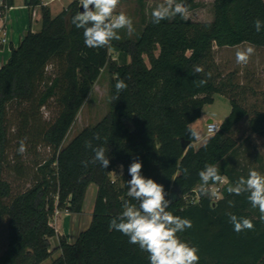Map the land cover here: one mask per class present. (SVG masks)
Instances as JSON below:
<instances>
[{"label": "trees", "instance_id": "1", "mask_svg": "<svg viewBox=\"0 0 264 264\" xmlns=\"http://www.w3.org/2000/svg\"><path fill=\"white\" fill-rule=\"evenodd\" d=\"M178 2L186 4L189 11L195 7V0ZM4 3L9 9L15 0ZM24 3L30 10V21L33 11L41 7L42 28L27 32L0 69V221L7 219V248L0 264H43L50 259L55 252L51 240L58 237L52 224L56 198L59 209L80 214L91 184L98 187L91 225L73 243L59 239L56 251L61 254L52 264H149L147 253L109 228L111 219L122 211V201L130 199L126 185L120 191L111 174L123 165L130 180L128 167L134 160L142 162V175L164 186L172 201L168 211L192 221L193 226L178 235L199 249V264H264V223L258 219V209L251 208L247 194L227 192L239 177H247L248 170H222L238 152L233 134L248 111L232 99L231 113L216 135L197 149V136L191 134L204 108L224 92L205 72L214 48L249 44L264 49V28L257 32L254 27L256 19L264 21V0H215L212 22L197 23L177 16L154 24L151 19L136 41H111L109 46L95 49L85 46L83 30L71 22L81 8L77 0L55 17L43 0ZM110 50L125 61L128 58L129 63L112 64ZM50 67L54 68L52 74L48 73ZM107 67L113 77L109 114L64 146ZM196 67L205 70L194 73ZM117 79L127 84L119 93L115 90ZM202 79L207 83L197 86L194 81ZM115 96L119 99L114 100ZM51 102L58 104L59 112L45 125L41 111ZM10 107L15 108L19 121L13 138ZM250 128L264 137L263 113L255 114ZM96 133L99 140L93 138ZM24 138L27 152H35L39 144L49 151V157L37 163L32 174L18 152ZM87 141L93 147L105 148L110 159L107 169L91 162L94 152L86 147ZM13 142L17 155L12 170L18 177L30 176L32 181L27 190L16 195L4 179ZM205 164L216 165L222 178L228 180L218 200L200 190L198 174ZM220 185L210 181V193ZM229 201L234 202L233 207ZM229 212L253 219L254 229L236 233L229 223Z\"/></svg>", "mask_w": 264, "mask_h": 264}, {"label": "rangeland", "instance_id": "2", "mask_svg": "<svg viewBox=\"0 0 264 264\" xmlns=\"http://www.w3.org/2000/svg\"><path fill=\"white\" fill-rule=\"evenodd\" d=\"M73 0H63L52 5V11L55 16L60 12L62 7L69 6ZM164 0H120V4L116 9V13L124 12L133 21L134 32L129 35L126 30H120L119 40H113L117 43L134 42L136 41L144 30V26L152 19L151 12ZM214 2L215 0H195L194 9L189 11L187 20L197 23H208L214 20ZM51 6V5H50ZM50 6H48L50 8ZM13 23L10 21L8 30L10 32V39L13 38L14 47L18 46L16 37L23 35V28L19 24L21 12L16 10L13 14ZM42 28V20L33 23V32H40ZM12 33V35H11ZM15 37V38H14ZM19 38V37H18ZM10 42V40H9ZM249 46L244 44L235 48H217L213 50L212 58L209 63V68L205 70L206 73H211L212 79L223 89V95L215 96V102L204 108L202 117L199 121L193 124L192 128L197 133V143L195 147L200 148L209 139L206 126L212 120L213 122H222L231 113V100L235 99L247 111L248 116L239 124L235 130L233 137L238 143L237 154L229 157L222 170H227L232 167L237 169H255L264 174V137H261L250 128V120L257 113L264 114V49L255 48V53L251 56L247 64H237L235 53L237 49ZM6 47V45L4 46ZM10 50V43L7 45ZM111 63L121 65L125 59H122L117 51H109ZM146 65L150 67L147 56L144 55ZM125 62L129 63L127 58ZM48 73H54V68H48ZM112 73L109 67L102 71L101 77L93 86L92 92L85 102L83 108L79 112L76 120L69 131L64 146L69 145L73 139L78 136L84 129L93 128L98 125L109 114L112 102ZM14 107L9 109V126L11 131V138L16 135L19 128L18 115L14 112ZM59 106L55 102H51L48 108L41 111L43 124H49L58 115ZM222 124V123H220ZM17 155L16 145L13 142L8 149V160L5 167L4 179L11 183L14 195L24 192L31 185V177H18L13 172L14 158ZM49 151L39 144L36 151L25 152L22 154L24 164L33 172L37 163L47 159ZM16 159V158H15ZM127 171L124 167L123 175L121 176L120 167H118L112 174L111 179L120 191L126 185ZM131 178V177H130ZM129 178V179H130ZM226 182L228 180L225 178ZM98 194V187L96 184H91L86 192V197L83 204V209L80 214H69V216H61L58 221L52 222L53 227L57 229L62 226L61 231L68 230L69 239L75 242L76 238L81 232L89 228L92 222L93 211ZM221 197V195H219ZM63 212V211H62ZM57 231V230H56ZM73 232V236H72ZM58 234V233H57ZM57 237L52 240V251H55L50 259L43 264H52L61 252L56 251L59 245ZM64 239V238H63ZM73 239V241H72ZM7 248V219L0 221V256Z\"/></svg>", "mask_w": 264, "mask_h": 264}, {"label": "clouds", "instance_id": "3", "mask_svg": "<svg viewBox=\"0 0 264 264\" xmlns=\"http://www.w3.org/2000/svg\"><path fill=\"white\" fill-rule=\"evenodd\" d=\"M82 11H79L72 18V24L83 30L84 44L88 48H103L110 45L111 41L119 40L120 30H126L129 35L134 32L133 21L124 12L116 13L120 0H79ZM187 19L189 8L178 0H164L151 12L152 22L159 24L164 20H171L175 17ZM254 27L257 32L264 28V21L256 19ZM255 53L251 45L237 49L235 53L237 64H247ZM203 69L196 67L194 73H200ZM211 77V73H208ZM197 86H203L207 80H199ZM127 84L123 79H117L115 90L117 93L125 90ZM119 99L118 96L113 97ZM197 136L194 131L191 133ZM95 140L100 139L99 133L94 134ZM198 138V136H197ZM27 138L20 140L18 152L26 151ZM86 147L94 152L92 163H99L105 169L109 167L110 159L102 146L93 147L91 141L86 142ZM87 166V162H82ZM121 176L124 166L120 165ZM143 164L134 160L128 167L130 180L126 181L127 197L122 201V211L111 219L109 228L121 232L128 237V242L137 245L139 249L148 255L149 264H199V249L188 242L183 241L179 233L190 229L192 221L187 218L174 215L168 208L172 203L167 198L164 186L152 178L142 175ZM187 173V170H184ZM202 181L200 190L204 195L215 196L210 193L208 185L222 182L223 178L219 169L214 164H205L199 172ZM229 194L240 196L247 194V200L252 209H258L260 222L264 223V174L249 169L247 177H239L234 184L227 187ZM132 201H135L133 203ZM233 207L234 202L229 201ZM229 223L233 230L240 233L245 230H253V219L238 217L235 214L227 213Z\"/></svg>", "mask_w": 264, "mask_h": 264}, {"label": "crops", "instance_id": "4", "mask_svg": "<svg viewBox=\"0 0 264 264\" xmlns=\"http://www.w3.org/2000/svg\"><path fill=\"white\" fill-rule=\"evenodd\" d=\"M74 1V0H73ZM52 5L50 6V9H51V12H52V15L53 17H55V15L53 14V11H52ZM68 8L67 7H62L60 12H58L56 15L60 14L64 9ZM16 10H19L21 12V16H20V19L19 20V24L20 26H22L23 28V35L22 36H18L16 37V43H18V46L15 48L14 45L15 43L13 42V38L10 39V32L8 30V26L10 24V21L12 22L13 21V18L15 17L13 14ZM6 18H7V30H8V43L6 44V47L4 46H0V69L8 63L9 59L11 58V53H12V49H17L19 47V45L21 44L24 36L26 35L27 32H29L30 30L33 31V23L34 22H39L40 20H42V11H41V7H37L34 11H33V20L30 21V10L29 8H27L25 6V3H24V0H15V4H14V7L12 8H9L6 12ZM13 23V22H12ZM12 35V33H11ZM15 38V37H14ZM10 40V42H9ZM10 43V50H8V47L7 45ZM223 122V121H222ZM220 122V123H222ZM57 233H58V237L60 235V237L66 239L69 243H73L70 241V239L68 238L69 237V234L68 233V230L65 231H61L62 230V226H58L57 227ZM75 234V233H74ZM73 232H72V236L74 235ZM57 238V237H56ZM78 238V237H77ZM76 238V239H77ZM55 239V238H54ZM53 240V239H52ZM51 240V242H52ZM73 241V239H72Z\"/></svg>", "mask_w": 264, "mask_h": 264}, {"label": "built area", "instance_id": "5", "mask_svg": "<svg viewBox=\"0 0 264 264\" xmlns=\"http://www.w3.org/2000/svg\"><path fill=\"white\" fill-rule=\"evenodd\" d=\"M63 0H43L44 6H49L51 4L61 2ZM79 2V0H77ZM80 5V2H79ZM8 8L4 3V0H0V46H4L8 43V30H7V18L6 12ZM221 128L220 123L212 122L207 123L206 130L209 137L216 135ZM226 183V180L223 179L220 186L211 188L212 193H215V199H219L220 190L222 186ZM58 198H56V208L53 216L54 221H58L59 218L63 215L69 216L70 212L68 210H61L57 207ZM63 211V212H62Z\"/></svg>", "mask_w": 264, "mask_h": 264}, {"label": "water", "instance_id": "6", "mask_svg": "<svg viewBox=\"0 0 264 264\" xmlns=\"http://www.w3.org/2000/svg\"><path fill=\"white\" fill-rule=\"evenodd\" d=\"M80 11H82V8H80ZM212 122H213L212 120L209 121V123H212ZM186 148H187V145L185 144L184 149H186Z\"/></svg>", "mask_w": 264, "mask_h": 264}]
</instances>
